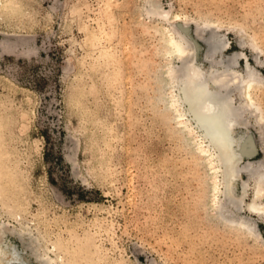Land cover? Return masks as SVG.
<instances>
[{"label":"rangeland","instance_id":"1","mask_svg":"<svg viewBox=\"0 0 264 264\" xmlns=\"http://www.w3.org/2000/svg\"><path fill=\"white\" fill-rule=\"evenodd\" d=\"M159 1L169 17L190 21L203 68L219 74L229 65L231 78L245 76L248 63L256 71L259 119L231 88L245 106L239 130L256 146L242 164L264 169V0ZM148 3H0L2 218L18 225L8 213L19 214L35 243L56 246L58 264H264V219L230 205L256 235L220 219L212 193L219 174L166 100L171 23ZM211 34L227 42L215 54ZM247 170L234 185L241 195L246 182L245 206L254 200Z\"/></svg>","mask_w":264,"mask_h":264},{"label":"bare ground","instance_id":"2","mask_svg":"<svg viewBox=\"0 0 264 264\" xmlns=\"http://www.w3.org/2000/svg\"><path fill=\"white\" fill-rule=\"evenodd\" d=\"M0 3L4 5V0H0ZM147 10L152 16L155 15L171 23L170 29L167 28L165 43L172 61L168 62L161 77L166 87L172 91L166 100L176 110L181 126L189 131L191 138L199 136L198 149L203 150L210 169L216 175L219 174L215 182L211 181L214 182L212 193L218 215L223 221L256 235V227L248 217L239 214L238 217L233 218L228 212L230 205H233L234 208L248 210L264 219V202L260 201L264 195V169L261 170L253 162L247 161V164H242L246 157L251 158L256 154V146L251 132L243 133L239 130L244 122L242 114L245 106L242 105L244 102L235 104L231 88L236 85L234 89L241 91L245 105L254 107L253 111L259 110L257 113L259 119L262 111L256 106L252 96V89L259 83V77L249 63L247 73L243 77L237 74L232 78L229 77L231 68L226 64L219 74L216 73L217 69H214L213 65L208 69L203 68L199 58L198 43L189 32L190 21L181 19L179 15L171 14L172 17H169L171 12L164 9L159 0H149ZM197 24L201 30L219 28L212 22H197ZM214 37L213 34L206 37L207 51L211 54L227 46L225 41L222 44L215 42ZM239 84H241L240 88ZM195 129H198V134ZM245 168L254 180V200L246 206L243 204L246 182L243 183L241 195L236 194L234 190L235 182ZM2 188L0 183V200L3 196ZM2 215L3 213L0 212V264H58L57 260L61 259L59 254L56 252L55 257L50 255L52 251H56V246L52 250L43 243H35L36 238L33 237L31 228L23 223L21 218L19 219V214L8 213L19 221L18 225H9ZM10 236L17 237L22 242L21 249ZM28 252L31 259L26 255Z\"/></svg>","mask_w":264,"mask_h":264}]
</instances>
